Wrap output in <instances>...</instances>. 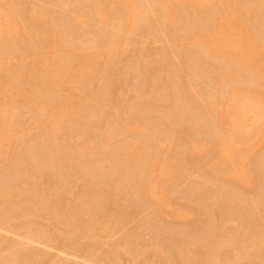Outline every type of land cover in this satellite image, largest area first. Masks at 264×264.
I'll use <instances>...</instances> for the list:
<instances>
[{
    "label": "rangeland",
    "instance_id": "obj_1",
    "mask_svg": "<svg viewBox=\"0 0 264 264\" xmlns=\"http://www.w3.org/2000/svg\"><path fill=\"white\" fill-rule=\"evenodd\" d=\"M180 1L0 0V264H264V0Z\"/></svg>",
    "mask_w": 264,
    "mask_h": 264
},
{
    "label": "bare ground",
    "instance_id": "obj_2",
    "mask_svg": "<svg viewBox=\"0 0 264 264\" xmlns=\"http://www.w3.org/2000/svg\"><path fill=\"white\" fill-rule=\"evenodd\" d=\"M184 1V0H183ZM185 1H187V2H191V4L193 3V4H195V5H198V1L199 2H201V3H203V1H204V3H206L207 1H209V0H185ZM11 2V1H10ZM180 2H182V0L180 1ZM201 3H200V5H201ZM123 5V4H122ZM124 5H125V3H124ZM127 5V4H126ZM187 5V4H186ZM204 4H202V6H203ZM12 6V5H11ZM188 6V5H187ZM199 6V5H198ZM198 6H196V7H198ZM202 6H199V7H201L202 8ZM32 7V6H31ZM121 7V6H120ZM124 7V6H123ZM133 7V6H132ZM200 8V9H201ZM134 9V8H133ZM180 9V8H179ZM184 9V8H183ZM195 9V8H194ZM203 9V8H202ZM12 10V9H11ZM32 10V9H31ZM16 11V10H15ZM133 11V10H132ZM142 11V10H141ZM171 11V9H169L168 10V12H170ZM175 11V10H174ZM174 11H173V13H174ZM207 11V10H206ZM42 12V11H41ZM125 12H126V15H127V17H129L130 15H131V11L126 7L125 8ZM136 12V11H135ZM133 13V12H132ZM203 13H205V12H203ZM241 13V12H240ZM36 14H38V13H36ZM179 14V13H178ZM44 15V14H43ZM129 15V16H128ZM137 15V14H136ZM35 16V15H34ZM44 17V16H43ZM122 17V16H121ZM126 17V16H125ZM131 17V16H130ZM231 17V16H230ZM229 17V18H230ZM234 17V16H233ZM34 18V17H33ZM226 18H228V17H226ZM228 18V19H229ZM38 19V18H37ZM232 19V18H231ZM235 19V18H234ZM45 20V19H44ZM170 20V19H169ZM212 20V19H211ZM225 20H227V19H225ZM233 20V19H232ZM232 20H230V22L231 23H227L228 24V28L227 29H229V25H230V27H234V26H232L231 24H233V22H232ZM214 21V20H213ZM223 21H224V19H223ZM222 21V22H223ZM43 22V21H42ZM46 22V21H45ZM128 22V21H127ZM235 22V21H234ZM238 22V21H237ZM79 23V22H78ZM178 23V22H177ZM224 23V22H223ZM172 24V23H171ZM181 24V23H180ZM198 24V23H197ZM209 24V23H208ZM211 24V23H210ZM2 25V24H1ZM40 25V24H39ZM224 25V24H223ZM236 25V24H235ZM43 26V25H42ZM46 26V25H45ZM48 26V25H47ZM53 26V25H52ZM180 26V25H179ZM226 26V25H225ZM207 27V24H206V26H205V28ZM210 27V26H209ZM221 25L219 24L218 26H216V27H214V29L212 30V34H207V35H204V37H203V33L200 31V33H202V36L201 37H199V42H201L203 45H204V49L206 48L207 49V51L211 54V55H213V57L214 56H216V57H221V55H223V51H224V49H225V51H226V48L227 47H225V45H226V43H227V39H224L223 37H221ZM185 29V28H184ZM203 29V28H202ZM226 29V28H225ZM224 29V30H225ZM226 29V30H227ZM121 30V29H120ZM205 31H206V29H204ZM196 31V30H195ZM208 31V30H207ZM210 31H211V27H210ZM2 32H4V31H0V34L2 33ZM225 32V31H224ZM224 32H223V34H224ZM230 32V31H229ZM231 32H232V30H231ZM198 33V32H197ZM208 33V32H207ZM248 33V32H247ZM194 34H196L195 32H194ZM249 34V33H248ZM252 34V33H251ZM55 36H56V34H54ZM200 35V34H199ZM198 35V36H199ZM250 35V34H249ZM248 35V36H249ZM51 36V35H50ZM181 36V35H180ZM193 36V35H192ZM222 36H224V35H222ZM236 36V35H235ZM253 35H251L250 37H249V40L251 41H249V45L250 44H252V45H250V46H252V49L251 50H249V51H247L248 49H245L244 51H243V53L241 54L239 51V54H241V56H242V58H243V60H242V58H241V60H242V64H244V65H242V66H249V65H254V67H255V69H256V71L259 73H261V75H262V73L264 74V69H263V67L261 66V68H260V64H259V66L257 67L256 65H258V59L256 58V57H258L259 55H261V54H259L260 52V48H259V46L257 45L258 44V41L257 42H255L254 41V39H252L253 37H252ZM225 38H227V37H225ZM255 38V37H254ZM50 39V38H49ZM231 39V38H230ZM233 39V38H232ZM234 39H237V38H234ZM58 40H59V38H58ZM247 40H248V38H247ZM238 41V40H237ZM53 42L55 43V41L53 40ZM64 42V41H63ZM248 42V41H247ZM246 42V43H247ZM230 43V42H229ZM237 43V42H236ZM52 44V43H51ZM201 44V45H202ZM55 45V44H54ZM235 45H237V44H235ZM65 46V45H64ZM227 46V45H226ZM231 46H232V44H231ZM229 47V46H228ZM237 47H238V45H237ZM239 47H242V45L241 46H239ZM232 48V47H231ZM228 49V48H227ZM230 49V48H229ZM240 49H242V48H240ZM237 50V49H236ZM234 51H235V49H234ZM247 51V52H246ZM262 51V50H261ZM206 52V51H205ZM238 52H236V53H234V55L236 54V55H239V54H237ZM97 53V52H96ZM98 54V53H97ZM226 54V52H224V55ZM228 54H230V51H229V53H227V55ZM223 55V56H224ZM229 56V55H228ZM240 56V55H239ZM94 57V56H93ZM93 57H91L92 59H93ZM97 57H98V55H97ZM96 57V58H97ZM212 57V58H213ZM219 57V58H220ZM225 57V56H224ZM223 57V58H224ZM232 57V56H231ZM234 57H236V56H234ZM222 58V57H221ZM91 59V60H92ZM217 59V58H216ZM250 59V60H249ZM257 59V60H256ZM90 60V59H89ZM93 60H96V59H93ZM230 60V59H229ZM255 60L257 61L256 63H255ZM260 60V59H259ZM88 61V60H87ZM87 61H86V63H87ZM232 61V60H231ZM239 61V60H238ZM90 62V61H89ZM92 62V61H91ZM96 62V61H95ZM94 63V62H93ZM239 62H237V64H238ZM86 65V64H85ZM252 65V66H253ZM242 66H241V68H242ZM238 67V66H237ZM250 67V66H249ZM254 67H252L253 68V70H254ZM236 69V68H235ZM243 70H244V68H242ZM246 69V68H245ZM249 70H250V68H249ZM237 71V70H236ZM255 71V70H254ZM241 73V72H240ZM247 73V72H246ZM255 73V72H254ZM47 75V74H46ZM258 76V75H257ZM264 76V75H263ZM51 77V76H50ZM217 77V76H216ZM220 77V76H219ZM262 77V76H261ZM24 80V79H23ZM58 80V79H57ZM217 80H219V79H217ZM221 80V79H220ZM54 81V80H53ZM56 82V81H55ZM168 82H169V80H168ZM224 82V81H223ZM17 83V82H16ZM163 83V82H162ZM173 85V84H172ZM54 87V86H53ZM53 89V88H52ZM241 92V91H240ZM258 94V93H257ZM254 95H255V93H254ZM172 97H174V96H172ZM238 97V96H237ZM258 98H259V96H257ZM263 96H260V98H262ZM175 100V99H174ZM177 100H179V99H176V101ZM237 100V99H236ZM262 100H263V98H262ZM242 101V100H241ZM171 102V101H170ZM232 103V102H231ZM234 103H235V101H234ZM236 103L238 104V102L236 101ZM173 104V103H172ZM236 104V105H237ZM71 105V104H70ZM178 105V104H177ZM207 105V104H206ZM171 106V105H170ZM176 107V106H175ZM71 108V107H70ZM172 108V107H171ZM240 111H241V108H238ZM69 110V109H68ZM73 110V109H72ZM174 110V109H173ZM71 111V110H70ZM230 111V110H229ZM231 112V111H230ZM232 113V112H231ZM240 113V112H239ZM72 114V113H71ZM237 119V118H236ZM236 121H238V120H236ZM130 124V123H129ZM188 138V137H187ZM184 139V138H183ZM219 140V139H218ZM221 140V139H220ZM191 141V140H190ZM192 145H194V144H192ZM191 147H193V146H191ZM220 147H221V142H220ZM194 150L196 149V150H198V146L197 145H194ZM195 150V151H196ZM132 151V150H131ZM128 152V151H127ZM133 152H135V151H133ZM137 152V151H136ZM131 153V152H130ZM241 153V152H240ZM244 153V152H243ZM248 153V152H247ZM129 156V155H128ZM249 156V155H248ZM130 157V156H129ZM237 157V156H236ZM241 157V156H240ZM232 158V157H231ZM132 159V158H131ZM192 160V159H191ZM237 161V160H236ZM150 163V162H149ZM245 173V172H244ZM243 176L244 177H242L241 179H245V175L243 174ZM249 182V181H248ZM242 183V182H241ZM246 184V183H245ZM260 218H262V217H260ZM263 228V227H262Z\"/></svg>",
    "mask_w": 264,
    "mask_h": 264
}]
</instances>
